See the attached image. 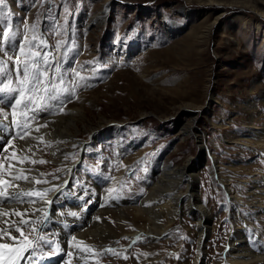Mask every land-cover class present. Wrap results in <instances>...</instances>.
Listing matches in <instances>:
<instances>
[{"label": "rangeland", "instance_id": "1", "mask_svg": "<svg viewBox=\"0 0 264 264\" xmlns=\"http://www.w3.org/2000/svg\"><path fill=\"white\" fill-rule=\"evenodd\" d=\"M242 1L246 9H239ZM227 2L231 8L206 36L199 34L214 13L198 0H113L101 27L87 22L103 0H5L0 5V114L6 117L19 98L25 66L44 82L33 92L36 81L30 80L25 95L36 100L16 108L18 116L27 115V124L65 107L83 114L73 116L81 147L63 158L64 166L75 165V174L63 185L81 199L80 205L68 206L71 216H81L83 204V212L90 208L100 181L118 197L145 194L165 163L174 166L196 157L197 137L181 134V128L190 107L206 104L194 127L203 132L204 144L195 158L194 182L210 216L204 253L195 264H232L227 251L233 221L254 252L264 253V206L254 204L264 194V16H253L254 8L261 7L255 0ZM52 160L45 146L39 161L48 166L43 180L53 182V188L62 179L58 166L49 165ZM117 172L120 177L113 181ZM166 210L168 217L163 210L160 220L135 221L157 236L150 239L144 231L132 238L122 235L94 263L194 264L195 210L176 202ZM166 217L173 219L162 229ZM38 229L39 236L49 233L56 249L39 244L34 254L53 255L59 250L57 238L49 230L40 235ZM36 233L26 234L33 238ZM33 241L40 242L37 237ZM68 259L78 262L75 252Z\"/></svg>", "mask_w": 264, "mask_h": 264}, {"label": "bare ground", "instance_id": "2", "mask_svg": "<svg viewBox=\"0 0 264 264\" xmlns=\"http://www.w3.org/2000/svg\"><path fill=\"white\" fill-rule=\"evenodd\" d=\"M112 1L103 0L100 9L89 17L87 23L91 26L101 27ZM198 1L205 9H210L214 13L213 20L208 22V25H204L203 32L199 34V36H206L213 24L218 21L225 10L231 8L232 4L228 3V0ZM242 2L241 5H238L239 9H246V3ZM255 2L261 5L259 9L253 7V16L258 19L264 16V0H255ZM183 9L180 7V11L185 12ZM166 24L170 28L174 26L168 18H166ZM259 24L260 22L256 23L257 28L260 27ZM172 30L177 32L178 28L174 27ZM16 108L7 112L6 117L0 114V192L7 191L9 193L8 196H0V243L12 246L9 249L0 250L3 253V260H0V264L17 259L13 248L19 249L26 243L25 237L32 242V247L24 253L23 258L18 260V264H70L68 257L71 252H75L78 259L77 264H95V261H100L101 255L107 253L106 248L111 247L113 243L115 244L122 235L132 238L139 231L141 233L144 231L143 234L148 235L150 239L157 236L155 231L147 227L146 224L141 228L136 225L135 221L137 219L146 220L147 218L150 221L151 216L153 220L155 218L160 220L163 210L168 217L169 212L166 208L170 202L173 204L176 202V205L179 206L186 205L191 211L195 210L196 225L199 227V232L194 264L199 262L204 253L203 247L208 230L206 222L210 215L206 207L198 201V190L194 182L197 176L195 169L197 160L204 151L203 132L195 130L194 127L197 119L204 112L206 104L197 106L195 104V106L190 107L187 120L181 128V134L194 132L195 137H197L199 143L197 160L195 156L190 155L183 163L174 166L165 163L151 181L145 194L132 195L126 198L118 197L112 193L111 189L108 190L104 186L105 181H100L96 185L97 193L93 196L94 201L90 203V208H86L83 212L85 204L81 205V216L78 217L69 214L68 206L76 203L80 205L81 199L75 197L76 195L63 185L65 179L75 174V165L71 162L64 166L63 158L81 147L83 141L80 135L81 129L73 119L74 115L79 118L83 116L81 109L65 107L61 113L48 114L42 117L36 116L33 121L27 124L25 121L27 115L18 116ZM104 124H100V126H104ZM100 126L91 127L90 134L98 130ZM232 137L235 139L238 138V135L235 134ZM45 146H48L53 157L54 164L49 165L58 166L59 179H62V182L53 188L51 187L53 182L47 183L43 180L48 166L39 161V153L45 149ZM210 157L214 159L213 154H210ZM133 158L134 156H131V159ZM216 173L218 177H223L221 172L217 171ZM119 177L120 172H117L112 180L115 181ZM183 182L185 187H182ZM59 186L61 187L58 188ZM104 189L107 191H103ZM225 189L230 192L228 187ZM26 193L28 194L26 195ZM229 196L236 198L232 192ZM185 197H187L186 200ZM255 200V205L264 206L262 203L264 202V194H259V198ZM127 215H131V219H128ZM171 216L174 217V213ZM167 217L165 222L159 226L162 229L172 222L173 217ZM233 222L234 228L232 226L233 232L231 239H228L229 250L227 251L230 263L249 264L258 262L264 264V253L254 252L251 245L246 242L245 234L239 230L240 225H237L236 221ZM136 226L137 228H135ZM37 228H39L40 235L49 230L57 238L59 250L53 255L39 253L37 254L39 259L31 260L28 256L36 253L34 252L36 251L35 242L33 241L34 237H28L26 233H36ZM16 229L20 231H16ZM161 231L159 230V232ZM21 232L23 236H21ZM13 236L18 239H11ZM93 247L97 248V253L92 251ZM43 258H46L47 261L43 262ZM114 262L111 260L109 264H114Z\"/></svg>", "mask_w": 264, "mask_h": 264}, {"label": "snow or ice", "instance_id": "3", "mask_svg": "<svg viewBox=\"0 0 264 264\" xmlns=\"http://www.w3.org/2000/svg\"><path fill=\"white\" fill-rule=\"evenodd\" d=\"M5 4V0H0V5H4ZM8 33H5V36L7 37ZM34 55H39V53H35ZM19 62V61H18ZM79 75V74H77ZM34 79L36 81L35 85H32V91L33 92H39L40 91V86L44 84V82L42 80H40L38 77L36 76H32V74L28 71L27 66H25V71L23 73V78L20 81L22 87L19 90L20 96L19 98H16V102L15 104H13V109H15L17 106L24 104L25 107H27V104L25 103V101L27 100H31L33 102H35L36 97L35 96H26L25 95V89L28 88L30 80ZM10 91H16L15 89H9ZM0 91H2V89H0ZM45 91H47V88H45ZM51 99L55 100L58 99V97H50ZM15 114V113H14ZM45 161H40V163H44ZM39 182V181H38ZM28 193H26L27 195ZM9 193L7 191H3L0 192V196H8ZM23 222V221H22ZM16 231H20L19 229H16ZM21 236H23V233L21 232ZM11 239L13 240H17L18 238L13 236L11 237ZM26 243H24L19 249L13 248V251L16 252V260H10V261H5L4 264H18V260L23 258V255L25 252L29 251V249L32 247V242L27 240V237L24 238ZM10 246L9 244H2L0 243V250L3 249H9ZM0 260H3V253L0 252Z\"/></svg>", "mask_w": 264, "mask_h": 264}]
</instances>
